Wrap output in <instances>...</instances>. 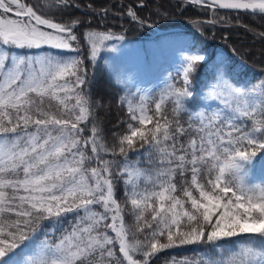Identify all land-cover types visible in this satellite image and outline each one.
I'll list each match as a JSON object with an SVG mask.
<instances>
[{
	"label": "snow or ice",
	"instance_id": "snow-or-ice-1",
	"mask_svg": "<svg viewBox=\"0 0 264 264\" xmlns=\"http://www.w3.org/2000/svg\"><path fill=\"white\" fill-rule=\"evenodd\" d=\"M185 5L210 11L204 23L213 26L264 17V0ZM80 8L77 0H0V264H154L188 245L203 247L166 264H264V181L248 178L264 153V78L235 79L221 67L205 93L219 105L194 110L191 85L206 56L190 51L158 95L119 98L127 119L109 144L98 115L107 105L93 99L86 61L124 36L73 18ZM113 8L89 3L83 14L148 23L131 5Z\"/></svg>",
	"mask_w": 264,
	"mask_h": 264
},
{
	"label": "trees",
	"instance_id": "trees-1",
	"mask_svg": "<svg viewBox=\"0 0 264 264\" xmlns=\"http://www.w3.org/2000/svg\"><path fill=\"white\" fill-rule=\"evenodd\" d=\"M35 3L36 0H31ZM43 2V0H41ZM81 4L80 9L73 10L72 16L80 17L85 21H91L93 28L99 31H112L116 34H123L122 41H109L108 46L115 45L114 51H108L107 47L102 49L94 63L87 62L90 74L94 75L92 87L93 99H100L106 108L98 110L99 117L102 118L105 136L108 143H113L112 132H121L125 126L118 125L120 120H126V110L118 104L119 98L127 94H137L133 99H138V92L148 82H139L131 72V64L137 58L148 66L156 63L157 58L168 51L169 55L174 56V52L180 56L187 55V51L194 49L202 50L208 55L194 74L191 89L194 93L197 107L207 106L205 92L208 86L214 82L218 69H223L229 77L240 80H251L257 82L264 78V38L259 33L264 32V17L243 14L240 16L239 24L233 17L230 21L231 26L225 27L222 24L209 25L204 23L212 18V13L198 6L182 4V0H145L144 8H137L140 0H77ZM91 3L94 8L100 9L108 7L115 13L114 5H131L138 15L148 18V23L141 26L136 22H131L127 17L110 15L105 21L101 22L99 17L93 18L91 14L84 15V6ZM160 9L167 13V18L155 14V9ZM219 15H224L229 10H218ZM59 18V17H58ZM64 20L69 17H63ZM247 26V28L245 27ZM251 29V30H249ZM86 27H80L77 31L81 43L79 45L81 55L87 56L88 46L83 40L82 33ZM133 48L134 50H131ZM52 52H59L52 50ZM134 51V52H133ZM75 55L76 53H68ZM159 62L163 75L171 74L162 84L150 82L153 85V95H158L166 83L175 82L173 78L177 74L173 71V66L169 63V57ZM169 58V59H168ZM140 62V63H141ZM166 77V76H165ZM149 83V84H150ZM206 101V102H205ZM212 108L219 105V101H211ZM264 161V153L256 158L254 167L249 169L248 178L252 182L259 183L264 181V168L261 167ZM117 198L124 200V184L117 182ZM71 220V216L68 218ZM126 222L132 223V217L126 216ZM242 237L231 238L232 241H240ZM220 243H227L222 241ZM201 245H188L180 249H169L159 253L158 258H154V264H166L172 257L178 259L192 257L193 249H201Z\"/></svg>",
	"mask_w": 264,
	"mask_h": 264
},
{
	"label": "rangeland",
	"instance_id": "rangeland-1",
	"mask_svg": "<svg viewBox=\"0 0 264 264\" xmlns=\"http://www.w3.org/2000/svg\"><path fill=\"white\" fill-rule=\"evenodd\" d=\"M44 50L48 51V52H52L46 46H45ZM52 50H55V49H52ZM131 50H134V49L131 48ZM194 50H196V49H194ZM15 51H20V50H15ZM58 51H64V50H58ZM40 52H41V50H29V54H35V53H40ZM187 53H189V51H187ZM65 54L66 55H73V54H68L66 51H65ZM173 54H174V56L169 55L168 51L163 53V55L171 58V59L168 58L169 59L168 61L173 66V71L177 74V70L181 67L184 55L180 56L179 53H176V52H174ZM202 54H204L206 56V59L208 58L207 54H205V53H202ZM163 55H160L157 58L158 60H156V63H154L150 66L141 62V58H137L136 61H134L130 66V68H132V71H133V72H131L132 75L136 79H138L139 82H144V81L148 82L149 81V83H150V82L155 81V83H159V85L162 84L163 81H165L166 79H168L171 76L170 73H168L167 75H163L164 72L160 73L161 69L158 66H159V62L165 58ZM149 83H145V85L142 87V91H148L151 94H153V92H154L153 85L151 83L150 84ZM207 91H208V89L206 90V92ZM204 96H205V94H204ZM205 99L207 100V106H210V104H212V103H210L212 100L207 99V98H205Z\"/></svg>",
	"mask_w": 264,
	"mask_h": 264
},
{
	"label": "water",
	"instance_id": "water-1",
	"mask_svg": "<svg viewBox=\"0 0 264 264\" xmlns=\"http://www.w3.org/2000/svg\"><path fill=\"white\" fill-rule=\"evenodd\" d=\"M229 11H231V12H232V10H229Z\"/></svg>",
	"mask_w": 264,
	"mask_h": 264
}]
</instances>
